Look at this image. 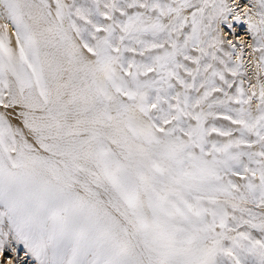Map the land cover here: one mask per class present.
<instances>
[{
  "label": "snow or ice",
  "instance_id": "obj_1",
  "mask_svg": "<svg viewBox=\"0 0 264 264\" xmlns=\"http://www.w3.org/2000/svg\"><path fill=\"white\" fill-rule=\"evenodd\" d=\"M0 264H264V0H0Z\"/></svg>",
  "mask_w": 264,
  "mask_h": 264
},
{
  "label": "rangeland",
  "instance_id": "obj_2",
  "mask_svg": "<svg viewBox=\"0 0 264 264\" xmlns=\"http://www.w3.org/2000/svg\"><path fill=\"white\" fill-rule=\"evenodd\" d=\"M227 2L231 4V3H233V0H227ZM247 2H249V0H247ZM229 19H230V22H231V18H229ZM235 30H236V35L234 37H230V38L232 39L233 43H240L237 39L241 38L244 35L243 33L242 34H240V33L247 30V24H244V23L241 22L240 24L235 25ZM225 35H227V30L225 31ZM250 39H251V34H250V38H248V39L245 38V40H250ZM251 41H252V39H251ZM246 58H248V56L244 57L245 69H246V72H247V69H250V68L248 66L249 62L248 61L246 62ZM247 84H248V77L246 76L245 77V86L246 87H247ZM253 234L257 235V236L259 235L258 233H255V232Z\"/></svg>",
  "mask_w": 264,
  "mask_h": 264
},
{
  "label": "bare ground",
  "instance_id": "obj_3",
  "mask_svg": "<svg viewBox=\"0 0 264 264\" xmlns=\"http://www.w3.org/2000/svg\"><path fill=\"white\" fill-rule=\"evenodd\" d=\"M240 2H242V3H248L247 2V0H240ZM243 23V22H242ZM244 24H246V23H244ZM244 34L241 38H238L237 40L239 41V42H243L245 45H248V44H251L252 43V41H251V39L250 40H245V38L246 39H248V38H250V33L248 32V30H246V31H243V32H241L240 34ZM248 52H250V50L249 49H246V55L245 56H248V58H246V62L248 61L249 62V60H250V56L248 55ZM248 66H249V68L250 69H247V72H248V76H251L252 77V81L251 82H255V77H254V72H255V68H254V65H250L249 63H248ZM251 71V72H250Z\"/></svg>",
  "mask_w": 264,
  "mask_h": 264
}]
</instances>
